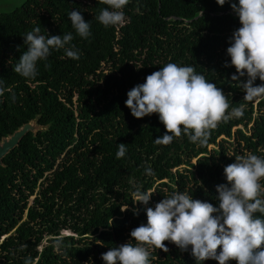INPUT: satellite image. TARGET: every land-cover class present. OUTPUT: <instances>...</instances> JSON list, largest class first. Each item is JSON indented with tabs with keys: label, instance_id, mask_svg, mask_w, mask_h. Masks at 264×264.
<instances>
[{
	"label": "trees",
	"instance_id": "16d2710c",
	"mask_svg": "<svg viewBox=\"0 0 264 264\" xmlns=\"http://www.w3.org/2000/svg\"><path fill=\"white\" fill-rule=\"evenodd\" d=\"M230 3L238 0L223 6L216 0H129L125 22L108 27L96 19L109 7L101 0H23L0 13V139L32 120L40 127L1 160L0 264L27 258L31 264H105L103 253L132 240L130 231L147 223L145 207L177 191L218 206L224 167L248 153L264 159V96L244 100L231 80L236 69L224 67L230 37L241 26ZM73 10L90 23L86 39L71 25ZM37 26L46 38L72 33L80 58L50 49L37 62L35 78L15 73L27 50L23 37ZM167 63L194 67L228 97V114L243 106V116L219 122L206 145L190 142L183 126L170 144H155L165 134L158 114L134 118L126 94ZM120 143L127 151L118 159ZM260 182L264 199V178ZM137 188L153 190L147 206L133 204ZM56 237L62 238L59 250ZM164 243L167 253L148 246L150 264H217L196 261L190 246L182 252Z\"/></svg>",
	"mask_w": 264,
	"mask_h": 264
},
{
	"label": "clouds",
	"instance_id": "9594fccd",
	"mask_svg": "<svg viewBox=\"0 0 264 264\" xmlns=\"http://www.w3.org/2000/svg\"><path fill=\"white\" fill-rule=\"evenodd\" d=\"M128 2L101 0L109 7L101 9L96 19L105 27L122 25L125 22L122 9ZM216 2L223 6L226 0ZM230 7L241 26L230 37V46L226 49L230 64L226 62L224 67L236 69L231 80L238 82L244 92L243 99L252 101L264 96V83H254L257 78L264 82V0H238V3H230ZM68 18L81 38L91 35L90 23L84 20L80 11H70ZM40 32L37 26L23 37L27 50L19 57L14 72L24 78H35L37 62L46 60L50 49H63L73 60L80 58L79 50L71 44L72 33L47 35L46 38ZM242 77L246 79L242 80ZM2 84L0 80V96L5 92ZM126 95L125 106L134 118L158 114L165 134L154 139L157 145H168L174 137H180L181 126L190 142L206 145L210 131L219 122L243 116V106L233 108L228 114V97L215 83L196 73L192 66L167 63L147 75L143 84L134 86ZM11 98L15 101L14 92ZM126 151L125 143L118 144L116 157H124ZM145 171L153 174L150 167ZM224 176L227 183L216 186L218 206L194 200L186 193L173 192L154 207H145L147 223L132 229V240L109 248L101 259L105 264H150L148 246L167 253L169 249L164 242L168 241L182 252L188 251L190 246L191 255L199 262L212 259L217 264H228L229 261L264 264V219L255 215H264L260 182L264 178V159L251 153L236 156L233 163L224 167ZM152 194L137 188L133 203L147 206ZM127 209L125 205L121 211ZM136 214L138 212L134 211ZM53 245L59 250L62 238L56 237ZM25 264H31V258H27Z\"/></svg>",
	"mask_w": 264,
	"mask_h": 264
},
{
	"label": "water",
	"instance_id": "95a60500",
	"mask_svg": "<svg viewBox=\"0 0 264 264\" xmlns=\"http://www.w3.org/2000/svg\"><path fill=\"white\" fill-rule=\"evenodd\" d=\"M40 129L39 126L35 124V120H32L26 124H23L21 127L13 131L10 135L0 139V166L1 160L3 157L13 150L19 143V141L27 134L28 132L34 134Z\"/></svg>",
	"mask_w": 264,
	"mask_h": 264
},
{
	"label": "rangeland",
	"instance_id": "374dc122",
	"mask_svg": "<svg viewBox=\"0 0 264 264\" xmlns=\"http://www.w3.org/2000/svg\"><path fill=\"white\" fill-rule=\"evenodd\" d=\"M23 0H0V13H5L13 10L14 8L20 6ZM149 191H153L152 189ZM131 200L133 202L134 196L130 194ZM135 204V203H133ZM63 235H69L67 232H62Z\"/></svg>",
	"mask_w": 264,
	"mask_h": 264
}]
</instances>
